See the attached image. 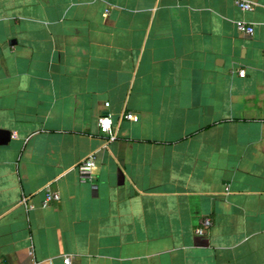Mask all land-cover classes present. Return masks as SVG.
I'll return each mask as SVG.
<instances>
[{
    "label": "crops",
    "instance_id": "1",
    "mask_svg": "<svg viewBox=\"0 0 264 264\" xmlns=\"http://www.w3.org/2000/svg\"><path fill=\"white\" fill-rule=\"evenodd\" d=\"M252 1L0 0V264H264Z\"/></svg>",
    "mask_w": 264,
    "mask_h": 264
},
{
    "label": "built area",
    "instance_id": "2",
    "mask_svg": "<svg viewBox=\"0 0 264 264\" xmlns=\"http://www.w3.org/2000/svg\"><path fill=\"white\" fill-rule=\"evenodd\" d=\"M179 1H183V0H179ZM235 3L243 10H252L255 7L252 0H235ZM237 29L242 33H246L250 35H252L255 30L253 25H249L245 22L238 23ZM238 74L240 76H244L245 69H240L238 71ZM106 105H108V103H106ZM134 115L135 113L130 111V112L125 113L124 117L126 119L132 120L135 117ZM98 125L100 128V131L104 133L105 135H107L109 141L117 139L118 135H117V132L114 130L113 119L111 118V116L106 115V114L101 115L98 118ZM77 169H78V172L80 174L82 181H93V179L96 176V171H95L96 161H95L94 153H91L86 159L81 161L77 165ZM60 198L61 197L58 192L52 191L50 190V188H47L44 204H49L50 202L59 200ZM25 200L26 198H24V202ZM211 225H212V219L210 217L204 218L199 224V226H197L196 228L197 234H200V235L204 234ZM63 262L64 264H72V255H65L63 257ZM31 264H56V263L48 259V260H43V261H33Z\"/></svg>",
    "mask_w": 264,
    "mask_h": 264
},
{
    "label": "water",
    "instance_id": "3",
    "mask_svg": "<svg viewBox=\"0 0 264 264\" xmlns=\"http://www.w3.org/2000/svg\"><path fill=\"white\" fill-rule=\"evenodd\" d=\"M11 139V132L0 130V143H6Z\"/></svg>",
    "mask_w": 264,
    "mask_h": 264
}]
</instances>
